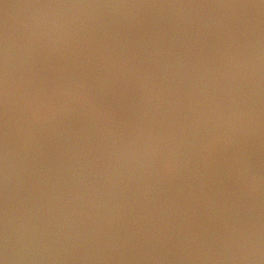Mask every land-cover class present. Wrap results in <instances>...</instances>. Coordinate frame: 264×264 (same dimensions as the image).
Masks as SVG:
<instances>
[{"label": "water", "instance_id": "95a60500", "mask_svg": "<svg viewBox=\"0 0 264 264\" xmlns=\"http://www.w3.org/2000/svg\"><path fill=\"white\" fill-rule=\"evenodd\" d=\"M0 264H264V0H0Z\"/></svg>", "mask_w": 264, "mask_h": 264}]
</instances>
